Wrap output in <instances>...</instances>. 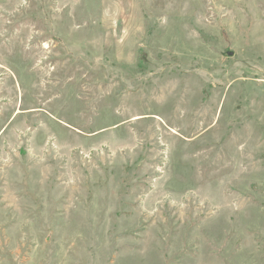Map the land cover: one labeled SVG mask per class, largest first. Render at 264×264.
<instances>
[{
    "label": "rangeland",
    "instance_id": "obj_1",
    "mask_svg": "<svg viewBox=\"0 0 264 264\" xmlns=\"http://www.w3.org/2000/svg\"><path fill=\"white\" fill-rule=\"evenodd\" d=\"M0 264H264V0H0Z\"/></svg>",
    "mask_w": 264,
    "mask_h": 264
}]
</instances>
